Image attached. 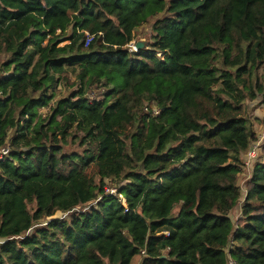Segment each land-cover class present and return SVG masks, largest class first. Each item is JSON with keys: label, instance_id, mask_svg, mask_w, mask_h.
Masks as SVG:
<instances>
[{"label": "trees", "instance_id": "16d2710c", "mask_svg": "<svg viewBox=\"0 0 264 264\" xmlns=\"http://www.w3.org/2000/svg\"><path fill=\"white\" fill-rule=\"evenodd\" d=\"M263 101L264 0H0V264H264Z\"/></svg>", "mask_w": 264, "mask_h": 264}, {"label": "rangeland", "instance_id": "374dc122", "mask_svg": "<svg viewBox=\"0 0 264 264\" xmlns=\"http://www.w3.org/2000/svg\"><path fill=\"white\" fill-rule=\"evenodd\" d=\"M148 31H150V29H149V26L146 24V25H143V27H142V29L141 30H139V34H137V35H135V37L133 38V40L130 42V43H132V42H134V44L136 43V42H138V41H142V43H144V45H145V43H146V38L148 39L149 38V36H148V34H149V32ZM143 35H145V36H143ZM67 42V41H66ZM65 42H61L60 43V45H62V44H64ZM129 43V44H130ZM144 47V46H143ZM138 49V48H137ZM140 49H138V51H139ZM137 51V52H138ZM137 52H135V53H137ZM102 89L101 88H92V90L89 92V95H91V96H95V95H97V93H100V91H101ZM260 99V98H259ZM259 101H261V100H259ZM250 104V103H249ZM247 104V103H244V115L247 117H249V116H254V115H259V119H260V115H261V108L259 107L260 106V104ZM248 105H249V107H248ZM247 106V107H246ZM259 107V108H258ZM41 113V118H43V116L45 115V113H46V110H43L42 112H40ZM13 134V132H11L10 133V135H12ZM83 136V133H81V132H77V133H75V139L74 138H71V136H69V137H67L66 139H65V142H66V144L64 145V147H65V149H67V150H77V151H82L83 150V148L84 147H86L87 146V142L86 143H84L81 147H80V145H79V142H80V140H81V137ZM261 157H263V159H264V152L262 151V153H261ZM95 169L94 168H91L90 170H89V172H93ZM242 179V177L240 176V180ZM117 180L115 181V180H105V184H106V186L108 185V186H118L119 184H117ZM243 179L240 181V185H243ZM243 199V198H242ZM94 204V202L93 203H90V204H87L86 206H83L82 208H78L77 210H86L87 208H89L90 206H92ZM69 212H66L65 214H62V213H58L56 216L58 217V218H62V217H65V218H68V216H69ZM47 223V221H46V219H44V220H41L40 221V224L41 225H44V224H46ZM31 232V231H30ZM1 243V242H0ZM142 261H143V258L141 257V256H138V255H135L133 258H132V260L130 261V263L129 264H141L142 263ZM146 264H154L152 261H147V263Z\"/></svg>", "mask_w": 264, "mask_h": 264}, {"label": "built area", "instance_id": "2783aa9c", "mask_svg": "<svg viewBox=\"0 0 264 264\" xmlns=\"http://www.w3.org/2000/svg\"><path fill=\"white\" fill-rule=\"evenodd\" d=\"M93 37H94L93 34L85 32V36L83 38V46L87 47L91 43V41L93 40ZM127 46L131 52H137L138 51L134 42L128 44ZM144 110H145V112L151 111V115H154V116L157 115V113L159 112L158 108H154L151 105H146L144 107ZM260 120H261V132L258 134L257 139L250 144V146L248 147V149L246 151L245 162H244L246 168L250 167L252 160L257 156V152L260 149L262 142L264 141V101H263L262 108H261ZM10 152H11V149L9 146L1 147L0 148V161L10 159ZM245 180H246V177L243 178V182ZM241 189L243 192H245V189L243 188L242 185H241ZM104 190H105L106 194L114 195L115 197L120 199L122 204L125 206V204H126L125 200H124L123 196L119 193V185L118 186L116 185L115 187L105 185ZM163 235L168 236L169 233L167 231H164ZM3 241H4V239H0V242H3ZM231 246H232V244H231ZM226 264H238V263L234 258H232L230 256L229 253H227Z\"/></svg>", "mask_w": 264, "mask_h": 264}, {"label": "crops", "instance_id": "0c3cea01", "mask_svg": "<svg viewBox=\"0 0 264 264\" xmlns=\"http://www.w3.org/2000/svg\"><path fill=\"white\" fill-rule=\"evenodd\" d=\"M257 117L259 118V115H257ZM253 128H254V131L256 132V134H257V136H258V134L261 132V124H259V123H253ZM261 153H262V151H261V149H259L258 150V152H257V156L255 157L256 158V160H259V161H264V159H263V157H261ZM254 158V159H255ZM245 160V159H244ZM255 160V161H256ZM245 162V161H244ZM250 168L251 167H248V168H246L245 166H244V170H243V172L241 173V177H242V179L243 178H245L246 177V179L250 176ZM241 179V180H242ZM240 180V181H241ZM240 207V206H239ZM238 207V208H239Z\"/></svg>", "mask_w": 264, "mask_h": 264}, {"label": "water", "instance_id": "95a60500", "mask_svg": "<svg viewBox=\"0 0 264 264\" xmlns=\"http://www.w3.org/2000/svg\"><path fill=\"white\" fill-rule=\"evenodd\" d=\"M135 46L138 48V49H141L143 48L144 46V43H142V41H138L135 43ZM165 256H162V258H164Z\"/></svg>", "mask_w": 264, "mask_h": 264}]
</instances>
